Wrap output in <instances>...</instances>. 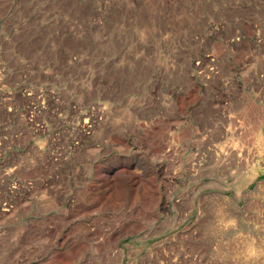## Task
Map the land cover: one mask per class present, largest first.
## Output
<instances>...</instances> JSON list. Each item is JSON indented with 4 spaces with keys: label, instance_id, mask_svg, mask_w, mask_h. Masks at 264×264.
<instances>
[{
    "label": "rangeland",
    "instance_id": "374dc122",
    "mask_svg": "<svg viewBox=\"0 0 264 264\" xmlns=\"http://www.w3.org/2000/svg\"><path fill=\"white\" fill-rule=\"evenodd\" d=\"M0 264H264V0H0Z\"/></svg>",
    "mask_w": 264,
    "mask_h": 264
},
{
    "label": "bare ground",
    "instance_id": "6f19581e",
    "mask_svg": "<svg viewBox=\"0 0 264 264\" xmlns=\"http://www.w3.org/2000/svg\"><path fill=\"white\" fill-rule=\"evenodd\" d=\"M249 250H250V248H249ZM250 252V251H249Z\"/></svg>",
    "mask_w": 264,
    "mask_h": 264
}]
</instances>
